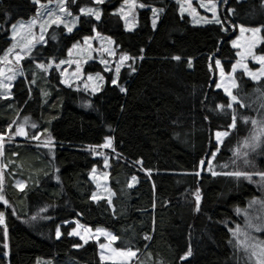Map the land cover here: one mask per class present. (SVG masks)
<instances>
[{
  "label": "trees",
  "instance_id": "obj_1",
  "mask_svg": "<svg viewBox=\"0 0 264 264\" xmlns=\"http://www.w3.org/2000/svg\"><path fill=\"white\" fill-rule=\"evenodd\" d=\"M35 1L53 0H0V57L10 46L11 26L35 14ZM123 1L101 4L97 21L80 16L69 33L50 27L45 43L22 61L11 96L0 97V136L24 120L35 125L29 140L40 135L49 141L3 146L0 264H104L96 244L82 246L70 234L75 222L110 232L116 249L137 253L134 264H244L230 229L260 191L253 181L227 173L254 177L264 171V139H252L261 127L251 122L264 116V78L236 72L238 102L229 108L211 64L216 59L231 70L236 52L230 29L238 27L260 29L255 53L264 57V0H200L223 9L220 24L202 25L192 24L174 0H136L143 6L131 31L115 13ZM92 6L90 0L67 1L73 15ZM153 9L160 12L155 28ZM94 30L129 58L115 84L97 62L84 68L105 77L93 94L63 86L55 69L40 70L64 60ZM217 132H229L219 147ZM107 140L112 197L94 201L90 172L100 162L93 151Z\"/></svg>",
  "mask_w": 264,
  "mask_h": 264
},
{
  "label": "rangeland",
  "instance_id": "obj_2",
  "mask_svg": "<svg viewBox=\"0 0 264 264\" xmlns=\"http://www.w3.org/2000/svg\"><path fill=\"white\" fill-rule=\"evenodd\" d=\"M68 0H53L46 3L37 4L35 14L26 21H18L10 28V46L0 57V97H10L11 89L14 81L22 76V61L27 58L31 51L38 45L45 43V35L48 29L52 26L63 27L66 32H71L77 27L80 16H90L94 20V14H85L81 11L78 15H73L67 9ZM76 0H72L74 3ZM92 7H84L82 9H92L93 13L99 12V6L103 3H98L97 0H90ZM180 6V13L187 16L192 24L202 25L205 23L216 22L221 23L220 13L223 9L219 8V4L215 2H205L200 0H174ZM61 8L64 10L61 11ZM142 8L136 0H124L115 10L123 22L124 29L127 31L133 30L137 25V12ZM223 8V7H222ZM151 17L152 27L155 28L160 18V12L153 10ZM215 14V15H214ZM59 18V22L53 21ZM155 21V24L153 23ZM67 25V27L65 26ZM15 26V28H14ZM72 30L69 31L68 29ZM243 29V31H242ZM232 33L231 46L235 49L236 60L234 61L231 70L225 72L219 60H212L211 72L215 82V88L221 90L229 99V103L234 105L237 103L232 101L228 94L233 92V85L236 86L234 75L236 72H243L248 78L258 81L264 78V64L260 62V55L255 53V49L261 43L260 32L254 33L252 29L238 27L230 29ZM122 57L117 53L113 41L105 36L100 35L95 30L92 35L84 38L82 41L75 43L68 51L67 57L59 62L50 61L48 64L40 65V70L47 73L50 69H55L60 75V82L65 87L73 89H80L91 94L97 93L105 84V77L100 73H86L84 68L88 63H99L106 73H111L113 80L117 81L119 71L128 66L129 58L122 60ZM217 61L219 65H217ZM256 78H253V77ZM113 83V82H112ZM220 85V87H217ZM227 90V91H226ZM233 95V93H232ZM258 126L262 128L264 125V116L259 118ZM17 129H23V134H19ZM33 125L27 121H21L13 125L8 134L0 136V155L3 151L5 142L13 141H38L42 144H48L46 139H39L38 135L32 140L28 139L29 134L33 132ZM233 127H230V131ZM229 131V132H230ZM228 132V134H229ZM258 137L264 139V132L258 130ZM217 133L214 134V142L219 147L226 137H222L220 141L217 140ZM228 136V135H227ZM263 137V138H262ZM259 140V139H258ZM107 140L99 149H94L93 153L99 160L100 165L94 167L90 172V179L93 182L95 192L93 200L106 199L110 201L112 193L109 189L108 170H109V152H112V146L105 147ZM217 151L213 154L216 155ZM209 158L208 161L213 160L215 155ZM209 165V164H208ZM210 169L200 167V171L211 172ZM258 186L260 197L255 198L247 204L245 210L238 212L240 215V223L234 225L232 230L241 229L249 237H252L254 242L264 241V181L259 175L251 177V180L245 179ZM256 201V203H252ZM3 220V218H2ZM4 226V221L0 223V227ZM259 228V230H257ZM58 233V232H57ZM70 234L77 238L82 246L93 242L98 248V258L104 264H134L137 260V253L133 257L120 255L122 252L128 250H120L114 247V242L111 239L113 236L110 232L98 228L91 229L80 223L75 222L74 228ZM58 236V235H57ZM244 239V236L238 237ZM236 239L233 237L231 231V243L236 252L240 255L244 264H256V258L251 257L249 251H245L236 244ZM103 245V247H101ZM134 252V251H132ZM41 264H48L46 262Z\"/></svg>",
  "mask_w": 264,
  "mask_h": 264
},
{
  "label": "snow or ice",
  "instance_id": "obj_3",
  "mask_svg": "<svg viewBox=\"0 0 264 264\" xmlns=\"http://www.w3.org/2000/svg\"><path fill=\"white\" fill-rule=\"evenodd\" d=\"M97 2L98 3H103L104 0H97ZM141 6H143V5H141ZM63 10L64 9L61 8V11H63ZM81 11L84 12L85 14H94L96 16V19H99L100 18L99 12L93 13V10L92 9H81ZM153 12L155 13L156 10L153 9ZM57 22H59V18H57V20L53 21V23H57ZM153 23L155 24V21ZM65 26L67 27V25H65ZM14 28H15V26H14ZM68 30L71 31L72 29L69 28ZM242 31H243V29H242ZM252 31L254 33H258V32H260V29H258V28L257 29H252ZM121 59L124 60V59H127V57H122ZM177 59H179V58L177 57ZM259 59H260V62L262 64H264V57H260ZM217 65H219V62L218 61H217ZM253 78H256V77L254 76ZM113 83L115 84L116 81L113 80ZM217 87H220V85H217ZM233 87H235V85H233ZM121 91H124V89L121 88ZM228 94L231 96L232 101L235 102L236 101V96L232 95V93L230 91L228 92ZM219 107L223 108L224 106H219ZM227 107L231 108L232 107V103H229L227 105ZM245 122H248L247 119L245 120ZM251 122L254 125L258 123L256 120H252ZM235 124H236V118L234 116L233 117V123H232L231 127L234 128L235 127ZM34 126L35 125H33V127ZM261 131L264 132V125H262ZM17 132L19 134H23V129H17ZM227 135H228V132H217V134H216L217 140L220 141L222 137L227 136ZM252 139L255 141V140H258L259 137L254 136ZM110 144H111V141L109 140L104 146L105 147H108V146H110ZM245 146H247V142L245 143ZM214 155L215 154H213V156ZM200 163H201V165H203L205 163V161L202 160ZM207 163L209 164V166H211V161H208ZM212 174L213 175H217V173H215V172H213ZM227 174L228 175L235 176L237 178L244 177L245 179H249V180H251V175H252V174H249V173H246V172H241V171H236V172L227 173ZM196 175H199V173H196ZM258 175L261 177V180L264 181V171L259 172ZM132 179H133V181H135L136 178L133 177ZM129 186L131 187V184ZM196 199H197V205H199V199H200V197H199V194L198 193H197ZM252 203H256V201H253ZM197 210H198V208H197ZM2 215L3 214L0 213V223L3 222ZM257 230H259V228ZM230 231H232L233 237L234 238H237L236 239L237 246H239L240 248H243L245 251H249L251 257H255L256 258V264H264V241L254 242V240H253L252 237H249L246 233H243L241 231V229H239V228H237L235 230H231L230 229ZM57 235L59 236V232L57 233ZM240 236H244V239H239L238 237H240ZM111 239L114 241V240H116V237L115 236H112ZM6 246L7 245H5V247ZM101 247H103V245H101ZM120 255H124V256H128V257H133V256L136 255V253L135 252H132L131 250H128L127 252L120 253Z\"/></svg>",
  "mask_w": 264,
  "mask_h": 264
}]
</instances>
